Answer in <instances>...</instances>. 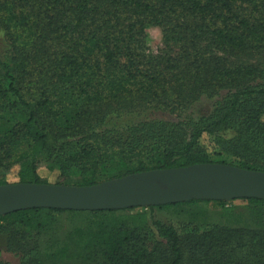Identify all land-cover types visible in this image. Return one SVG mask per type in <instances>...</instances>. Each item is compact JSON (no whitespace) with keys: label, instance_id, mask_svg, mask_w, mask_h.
I'll list each match as a JSON object with an SVG mask.
<instances>
[{"label":"trees","instance_id":"16d2710c","mask_svg":"<svg viewBox=\"0 0 264 264\" xmlns=\"http://www.w3.org/2000/svg\"><path fill=\"white\" fill-rule=\"evenodd\" d=\"M149 25L162 34L156 54L147 52ZM197 94L217 97L208 113H146L181 111L177 98ZM200 163L264 172V0H0V185L13 169L15 183L35 184L47 183L40 167L76 170L74 186H85ZM117 165L122 174L96 180ZM240 200L18 210L0 215V255L21 264H264V200ZM206 204L223 223L202 232L182 235L152 216L173 211L200 224ZM62 214L83 228L42 247L36 238Z\"/></svg>","mask_w":264,"mask_h":264},{"label":"water","instance_id":"95a60500","mask_svg":"<svg viewBox=\"0 0 264 264\" xmlns=\"http://www.w3.org/2000/svg\"><path fill=\"white\" fill-rule=\"evenodd\" d=\"M264 200V172L221 163L141 171L93 185H0V215L30 208L121 210L195 200Z\"/></svg>","mask_w":264,"mask_h":264},{"label":"rangeland","instance_id":"374dc122","mask_svg":"<svg viewBox=\"0 0 264 264\" xmlns=\"http://www.w3.org/2000/svg\"><path fill=\"white\" fill-rule=\"evenodd\" d=\"M146 34V47L147 52L156 54L159 53L160 50H162V34L161 30L158 26L155 25H149L145 29ZM217 97H208L204 94H197L195 97H191L190 95H183L179 96L177 99L180 102V108L183 110L176 111V112H169V111H160V110H154V111H147L151 114L150 116H155L161 119H171L174 120L177 116V114H182L185 116H198L202 114L208 113L212 109L213 102L216 100ZM202 144L205 146H210V143L208 141V137L206 135H203L201 138ZM76 146L70 145L69 147L64 148V152L67 156H71L75 153ZM47 154H43L39 157V161L41 163H44L47 161ZM125 171L124 165H117L114 166L111 169H104L99 172V174L95 177L96 180H102L108 177L116 176L119 174H122ZM38 172L42 178L46 180L47 183L50 184H63V183H69L70 185H75L76 183L80 182L81 177L76 170H71L67 173L65 176H61L60 172L56 169L49 172L45 168L40 167L38 169ZM6 181L8 183H15L17 181L16 177V169L10 170L9 173L6 176ZM230 201V200H229ZM229 204L233 206H239L242 207L244 204V201L240 199H233L232 202ZM136 210H142L140 207H136ZM205 209L208 211L209 215L208 218H205L203 222L200 224H185L186 222V216L184 214H176L173 211H165V210H159L154 209L152 211V216L154 219H159L162 222L171 225L175 228V230L179 234H187L191 231L195 232H202L208 227H211L212 225H215L217 223H223V220L220 218H217L219 210L213 206V204H206ZM144 210V209H143ZM237 210V208H236ZM240 211V210H238ZM57 220L53 223H51L49 226L46 227L45 235H40L36 239L38 242H42V247H46L50 245L49 243L55 242L54 244H60L63 241L67 240V237L69 234L72 233L73 230L76 228H83L84 224L83 221L79 218H71L66 214H62L59 217L56 218ZM246 225L252 224L253 222L250 220H247L246 218H242V222ZM57 243V244H56ZM0 244L2 245V240L0 239ZM73 251V250H72ZM71 252V251H70ZM1 260L6 262L7 264H21L20 259L18 256L13 254L12 252L3 250L1 252ZM88 263V262H87ZM84 263L80 259H76L75 257H68L64 260L62 264H87ZM44 264H53L52 262H45ZM90 264H93L92 262Z\"/></svg>","mask_w":264,"mask_h":264}]
</instances>
